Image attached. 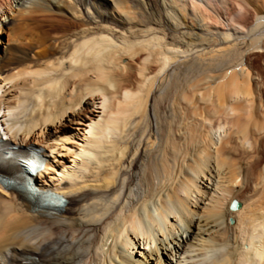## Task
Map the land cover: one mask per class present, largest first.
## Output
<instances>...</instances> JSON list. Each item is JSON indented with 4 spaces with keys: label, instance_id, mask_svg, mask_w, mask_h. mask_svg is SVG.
<instances>
[{
    "label": "bare ground",
    "instance_id": "1",
    "mask_svg": "<svg viewBox=\"0 0 264 264\" xmlns=\"http://www.w3.org/2000/svg\"><path fill=\"white\" fill-rule=\"evenodd\" d=\"M0 45V144L67 201L0 179V264H264V0H0Z\"/></svg>",
    "mask_w": 264,
    "mask_h": 264
},
{
    "label": "rangeland",
    "instance_id": "2",
    "mask_svg": "<svg viewBox=\"0 0 264 264\" xmlns=\"http://www.w3.org/2000/svg\"><path fill=\"white\" fill-rule=\"evenodd\" d=\"M41 16V15H40ZM38 17V16H34L33 17V19L31 18L29 21H26V22H24L25 24H28V26L32 29V31H33V33L32 34H36V35H39V34H41V32L42 31H47L48 32V34L46 35V45L47 44H49V43H51L53 40V37H54V34L56 33V34H59L58 32L59 31H61L60 29H65L66 31L67 30H71V29H73L74 28V26H75V24H64V23H60V24H62V25H55V26H51V28H50V26L49 25H46L45 24V22H42L43 23V28H39V29H35V27H36V24H37V18H38V20H43L44 19V17H45V20L49 17V18H53V16H48V15H42V17ZM55 17V16H54ZM40 18H42V19H40ZM29 22H31V24L29 23ZM36 22V23H35ZM83 23V21H78V23H77V25H79V24H82ZM34 24H35V26H34ZM65 25V26H64ZM34 26V27H33ZM68 26V27H67ZM55 27H58L59 29H55L54 30V28ZM64 27V28H63ZM69 28V29H68ZM42 30V31H41ZM59 30V31H58ZM7 33V32H6ZM5 32L4 33H2V36H3V38L5 39L4 41L6 42L7 41V38H8V34H6ZM5 36V37H4ZM1 47H4L3 45H0ZM45 55H43L42 54V56L41 57H44ZM260 62V61H259ZM7 63H9V60L8 59H5L4 60V64H6L7 66H8V64ZM262 65H263V60H262ZM153 67L154 68H156L157 67V65L155 66V65H153ZM60 69L59 70H56L54 73H52L51 75H48V76H46V77H43V79L42 80H48V78H54V77H60L61 75H62V72L60 71ZM58 72V73H57ZM56 75V76H55ZM255 85L256 84H253V85H251V87H252V91H254L253 93H255V92H257L258 94L256 95V93L254 94L255 96H258V95H260L262 98H263V100H264V69H263V78L262 79H260L259 80V83H257V87H255ZM263 87V88H262ZM260 88V89H259ZM183 90V89H182ZM258 90H260V92L258 91ZM184 91V90H183ZM181 93H182V91H181ZM262 94V95H261ZM263 147H264V145H263ZM263 153H264V150H263Z\"/></svg>",
    "mask_w": 264,
    "mask_h": 264
},
{
    "label": "water",
    "instance_id": "3",
    "mask_svg": "<svg viewBox=\"0 0 264 264\" xmlns=\"http://www.w3.org/2000/svg\"><path fill=\"white\" fill-rule=\"evenodd\" d=\"M239 207H240V203H238L237 201H233L230 205L231 210H237Z\"/></svg>",
    "mask_w": 264,
    "mask_h": 264
}]
</instances>
